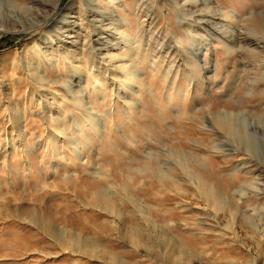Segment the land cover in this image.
I'll list each match as a JSON object with an SVG mask.
<instances>
[{
  "label": "rangeland",
  "instance_id": "rangeland-1",
  "mask_svg": "<svg viewBox=\"0 0 264 264\" xmlns=\"http://www.w3.org/2000/svg\"><path fill=\"white\" fill-rule=\"evenodd\" d=\"M0 264H264V0H0Z\"/></svg>",
  "mask_w": 264,
  "mask_h": 264
},
{
  "label": "bare ground",
  "instance_id": "bare-ground-1",
  "mask_svg": "<svg viewBox=\"0 0 264 264\" xmlns=\"http://www.w3.org/2000/svg\"><path fill=\"white\" fill-rule=\"evenodd\" d=\"M256 49H257V48H256ZM41 80H42V79H41ZM251 128H252V127H251ZM254 129H255V128H254ZM256 132H257V131H256ZM257 134H258V133H257ZM243 137H244V136H243ZM244 138H245V137H244ZM244 138H243V139H244ZM255 146H256V145H255ZM243 149H244V148H243ZM247 154H248V153H247ZM197 177H198V176H197ZM199 179H200V178H199ZM200 183H201V182H200ZM204 184H205V183H204ZM262 257H263V256H262Z\"/></svg>",
  "mask_w": 264,
  "mask_h": 264
}]
</instances>
